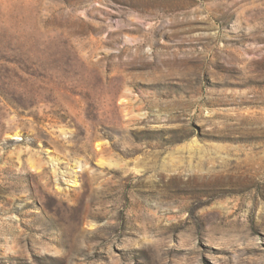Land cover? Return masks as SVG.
<instances>
[{"label":"rangeland","instance_id":"rangeland-1","mask_svg":"<svg viewBox=\"0 0 264 264\" xmlns=\"http://www.w3.org/2000/svg\"><path fill=\"white\" fill-rule=\"evenodd\" d=\"M0 264H264V0H0Z\"/></svg>","mask_w":264,"mask_h":264}]
</instances>
